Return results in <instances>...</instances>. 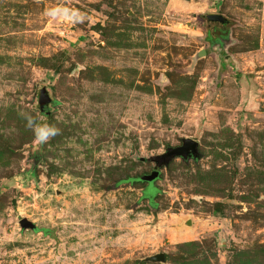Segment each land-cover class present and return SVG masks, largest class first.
<instances>
[{
    "label": "rangeland",
    "instance_id": "1",
    "mask_svg": "<svg viewBox=\"0 0 264 264\" xmlns=\"http://www.w3.org/2000/svg\"><path fill=\"white\" fill-rule=\"evenodd\" d=\"M0 264H264V0H0Z\"/></svg>",
    "mask_w": 264,
    "mask_h": 264
},
{
    "label": "water",
    "instance_id": "2",
    "mask_svg": "<svg viewBox=\"0 0 264 264\" xmlns=\"http://www.w3.org/2000/svg\"><path fill=\"white\" fill-rule=\"evenodd\" d=\"M207 18L209 20L220 21L222 23H224L227 20V18L222 14H208ZM204 55H206L205 49L198 51L193 58L194 62L198 58ZM42 95L44 99L39 103L36 102L34 109L39 111L38 120L42 123L43 122L48 123L50 114L55 109L56 100L53 94L48 93V91L46 90L42 91ZM199 155H200V151L198 148V142L192 138H184L182 140L181 145L167 148V150L160 157L156 159L155 168L150 173L140 175L139 180L151 183L158 178L160 173L159 170L160 167L167 165L173 158L176 157H181L184 159L190 157L197 158ZM19 223L21 227L24 229L29 228L34 230L36 228L35 223L28 220L27 218L20 219ZM144 260L149 262L163 263L165 262V254L164 252H158L151 256L145 257Z\"/></svg>",
    "mask_w": 264,
    "mask_h": 264
},
{
    "label": "clouds",
    "instance_id": "3",
    "mask_svg": "<svg viewBox=\"0 0 264 264\" xmlns=\"http://www.w3.org/2000/svg\"><path fill=\"white\" fill-rule=\"evenodd\" d=\"M43 15L53 20L63 19L71 24L84 23L87 19L85 13L79 9L65 6H56L44 10ZM20 115L26 121V127L33 132L35 143L38 146L47 144L51 139L60 134V129L55 125L40 122L29 112H22Z\"/></svg>",
    "mask_w": 264,
    "mask_h": 264
},
{
    "label": "flooded vegetation",
    "instance_id": "4",
    "mask_svg": "<svg viewBox=\"0 0 264 264\" xmlns=\"http://www.w3.org/2000/svg\"><path fill=\"white\" fill-rule=\"evenodd\" d=\"M211 21H214V20H211ZM220 22V21H219ZM220 23H222V22H220ZM227 23H229V21L228 20H226L223 24H227ZM226 36V33H223L221 36H218L217 38H211V39H209L208 40V43L209 44H215V45H220V46H223V41L221 40V38H223L222 36Z\"/></svg>",
    "mask_w": 264,
    "mask_h": 264
},
{
    "label": "trees",
    "instance_id": "5",
    "mask_svg": "<svg viewBox=\"0 0 264 264\" xmlns=\"http://www.w3.org/2000/svg\"><path fill=\"white\" fill-rule=\"evenodd\" d=\"M137 179L139 180V176L137 177ZM127 180H129V179H127ZM146 193V192H145Z\"/></svg>",
    "mask_w": 264,
    "mask_h": 264
},
{
    "label": "bare ground",
    "instance_id": "6",
    "mask_svg": "<svg viewBox=\"0 0 264 264\" xmlns=\"http://www.w3.org/2000/svg\"><path fill=\"white\" fill-rule=\"evenodd\" d=\"M189 224V223H188Z\"/></svg>",
    "mask_w": 264,
    "mask_h": 264
}]
</instances>
